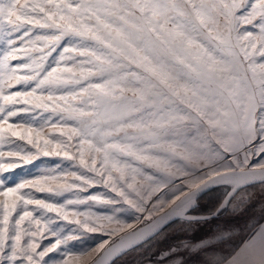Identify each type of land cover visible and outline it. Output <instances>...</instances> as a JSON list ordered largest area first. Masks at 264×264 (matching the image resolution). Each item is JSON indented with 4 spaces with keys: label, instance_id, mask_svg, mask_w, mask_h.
Instances as JSON below:
<instances>
[{
    "label": "snow or ice",
    "instance_id": "6c2138e0",
    "mask_svg": "<svg viewBox=\"0 0 264 264\" xmlns=\"http://www.w3.org/2000/svg\"><path fill=\"white\" fill-rule=\"evenodd\" d=\"M0 43V147L12 138L31 145L0 150V264H42L61 248L60 264L81 261L87 249L73 255L66 246L79 237L57 232V220L76 225L70 233L117 235L133 225L78 206L144 213L159 193L152 209L167 212L82 262L107 264L173 215L199 223L196 196L210 184L264 179V0H0ZM41 156L77 171L21 179L16 170ZM146 169L162 179L145 187ZM98 184L120 200L80 198ZM65 193L77 198L50 202ZM48 237L55 242L38 251ZM230 264H264V228Z\"/></svg>",
    "mask_w": 264,
    "mask_h": 264
},
{
    "label": "rangeland",
    "instance_id": "374dc122",
    "mask_svg": "<svg viewBox=\"0 0 264 264\" xmlns=\"http://www.w3.org/2000/svg\"><path fill=\"white\" fill-rule=\"evenodd\" d=\"M41 30H35V35H43ZM35 36H33V39ZM68 41L65 39L61 42V46L57 51L49 57L46 65L53 64L55 59H59L58 53L62 50L63 46H67ZM17 43V47H19ZM43 47V45H40ZM3 44L0 43V48ZM33 59H39L40 54L33 52ZM24 63H28L27 58H22ZM17 61H12L15 65ZM54 66V65H53ZM26 73H21V75ZM31 86V85H30ZM37 122V126H38ZM47 131V129H46ZM191 136L197 135L195 128L190 129ZM19 149L29 150L31 145L25 141H19L12 138L11 143H6L0 150L16 151ZM34 151V149H33ZM257 159L252 160V164H256ZM77 171V164L73 161L65 160L63 157H43L34 161L32 165H27L22 169H17V173H24L27 175L20 178H33L43 174H63L65 172ZM203 173L200 171L194 172V175L200 176ZM7 175V174H5ZM148 177L153 179H162L163 173H157L155 169L145 170L143 178L140 183L147 187L150 183ZM19 182V180H17ZM181 181L177 180L175 183L169 184V188L177 187ZM155 185H153L154 187ZM231 186L222 185L215 187L205 193L197 204L195 216H202L211 214L217 211L222 204L227 193L230 191ZM93 194L103 195L104 198H112L120 200L116 193L111 192L110 188H106L102 184L80 194V198L90 196ZM179 194V193H177ZM134 196V194H133ZM157 196H154L148 203L147 211L144 213H136L127 208L122 203L117 204L115 207L118 211L114 212L110 205H93L91 207L80 205L76 210L81 212H92L96 215L107 216L117 215L121 221H126L128 224L133 225V229L142 224L150 221L146 219L148 212H153L152 219L160 212L165 210L153 211L152 205L157 203ZM36 198L47 199V195L43 193H36ZM73 193H65L62 197H53L50 202L64 203L67 199H76ZM38 214V213H37ZM51 218L55 219L54 213L48 214ZM264 221V182L257 183L245 188L240 189L233 194L222 210L216 217L209 219H199V223H189L185 219H177L157 233L155 236L140 244L139 246L129 250L112 264H220L227 259L241 244H243L253 233L260 227ZM77 226L69 224L67 221L57 220L54 228L57 232H63L65 235L74 234L79 239L69 241L66 246L70 249L73 255H80L84 249L87 252L81 258V261H74V264H82L83 260L90 257H95L96 249L99 244L104 240H108L109 244L119 237L125 235L133 229H126L117 235L109 236L103 232L87 233L82 229L74 233H70V229H75ZM114 227V225H112ZM27 239V238H25ZM25 241H22L24 243ZM41 244L38 251L43 250L45 247H50L55 242V238L48 237L42 241L38 239ZM174 250V255L169 256L167 259L161 260L160 255L166 250ZM64 248L60 252H52L44 257L42 264H60Z\"/></svg>",
    "mask_w": 264,
    "mask_h": 264
},
{
    "label": "water",
    "instance_id": "95a60500",
    "mask_svg": "<svg viewBox=\"0 0 264 264\" xmlns=\"http://www.w3.org/2000/svg\"><path fill=\"white\" fill-rule=\"evenodd\" d=\"M264 182V179H262L259 175L255 176V177H248L244 180L239 181L236 184H229V183H215V184H210L208 187L202 189L196 196V205L198 204V200L208 191H210L211 189L218 187V186H222V185H229L231 186L230 191L227 193L225 199L223 200L222 204L219 206V208L217 209L216 212L211 213V214H207V215H202V216H197L199 219H209L212 217H216L219 212L222 210V208L224 207V205L226 204V202L228 201V199L235 194L236 192H238L240 189L257 184V183H261ZM168 208H166L165 210H163L162 212H160L158 215H156L152 220L146 222L145 224L140 225L139 227L135 228V230H140V229H146L149 227L150 224H152L157 217L162 216L164 212H167ZM177 219H182L176 216H172L169 219L161 222V224L158 226V229L147 239L143 240V242L136 244L133 247H127L125 248V250L117 253V254H112L109 255L107 257V264H112L117 258H119L120 256H122L123 254H125L126 252H128L129 250L139 246L140 244L144 243L145 241L149 240L150 238H152L153 236H155L157 233H159L160 231H162L164 228H166L168 225H170L172 222H174ZM184 219V218H183ZM261 228H264V221L262 222V224L260 225V227L253 233V235L258 232ZM133 230H131L130 232L126 233L125 235L119 237L118 239H116L115 241L111 242L109 245L115 247L117 245L121 244V239L123 237H125L126 235H128L129 233H131ZM252 236V235H251ZM250 236V237H251ZM249 237V238H250ZM248 238V239H249ZM247 239V240H248ZM246 240V241H247ZM245 241V242H246ZM245 242L243 244H241L227 259H225L222 263L220 264H230V261L232 260V258L236 255L237 252H239L241 250V248L244 246Z\"/></svg>",
    "mask_w": 264,
    "mask_h": 264
}]
</instances>
